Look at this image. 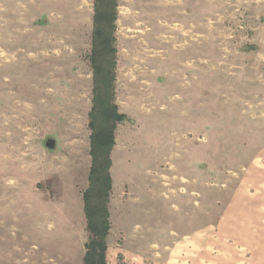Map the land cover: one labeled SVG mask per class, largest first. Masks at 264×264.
<instances>
[{"label": "rangeland", "instance_id": "374dc122", "mask_svg": "<svg viewBox=\"0 0 264 264\" xmlns=\"http://www.w3.org/2000/svg\"><path fill=\"white\" fill-rule=\"evenodd\" d=\"M105 1L108 103L125 116L107 264H164L209 226L193 264H264V204L223 223L232 193L264 195V0ZM99 6L0 0V264H83Z\"/></svg>", "mask_w": 264, "mask_h": 264}, {"label": "trees", "instance_id": "16d2710c", "mask_svg": "<svg viewBox=\"0 0 264 264\" xmlns=\"http://www.w3.org/2000/svg\"><path fill=\"white\" fill-rule=\"evenodd\" d=\"M100 6L94 15V30L92 33L91 61L94 74L99 77V91L96 105L90 115L92 134L90 136V155L92 157L89 171V187L83 193V211L86 218L87 230L91 234L86 245L83 264H107L106 238L110 223L107 204L111 191L110 153L114 145V130L117 122L124 120L125 116L117 113V108L108 103V93L111 88V74L104 67L107 55L114 52L111 49L107 28L113 22L111 11L107 10L105 0H97ZM105 4L103 6V4ZM109 9V8H108ZM97 85V84H96Z\"/></svg>", "mask_w": 264, "mask_h": 264}, {"label": "crops", "instance_id": "0c3cea01", "mask_svg": "<svg viewBox=\"0 0 264 264\" xmlns=\"http://www.w3.org/2000/svg\"><path fill=\"white\" fill-rule=\"evenodd\" d=\"M197 44V39H192ZM245 198V200L243 199ZM228 204V212L223 215V223L234 222V220H230L231 215L236 213L239 214V211L243 210V208L262 210L261 206L264 204V195L262 194H245L240 195L239 192H234L229 197ZM244 201L247 202V207H241L240 204H244ZM257 210V209H256ZM257 210V211H258ZM235 211V212H233ZM259 211V212H260ZM233 216V215H232ZM264 216V215H263ZM207 230L203 232H198V230H191L189 233H186L182 238L184 240L183 243L179 244L177 250H171L164 264H193V260L197 258L199 251L202 250H210L213 249L211 245L213 244L214 235H213V227L209 226L206 228ZM167 249V248H166ZM192 257V258H191ZM197 261V260H196ZM197 264V263H196Z\"/></svg>", "mask_w": 264, "mask_h": 264}, {"label": "water", "instance_id": "95a60500", "mask_svg": "<svg viewBox=\"0 0 264 264\" xmlns=\"http://www.w3.org/2000/svg\"><path fill=\"white\" fill-rule=\"evenodd\" d=\"M45 147L47 148V149H54V147H55V141L54 140H52V139H48L46 142H45Z\"/></svg>", "mask_w": 264, "mask_h": 264}]
</instances>
